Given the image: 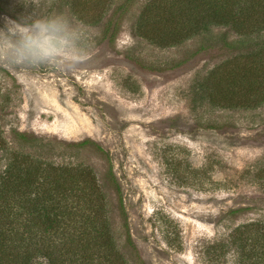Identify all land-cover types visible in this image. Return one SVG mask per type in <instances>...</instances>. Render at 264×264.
<instances>
[{"label": "rangeland", "instance_id": "obj_1", "mask_svg": "<svg viewBox=\"0 0 264 264\" xmlns=\"http://www.w3.org/2000/svg\"><path fill=\"white\" fill-rule=\"evenodd\" d=\"M68 1L0 0V18L63 16L95 34L90 58L72 71L0 66V171L9 160L6 146L87 165L103 182L120 255L136 264H237L224 238L240 224L264 221V104L229 109L205 102L193 110L197 77L237 55L222 40L226 29L157 44L134 30L148 0H136L110 30L106 16L122 0H103V14L87 20ZM84 140L91 143L68 146ZM111 167L136 249L128 245Z\"/></svg>", "mask_w": 264, "mask_h": 264}, {"label": "trees", "instance_id": "obj_2", "mask_svg": "<svg viewBox=\"0 0 264 264\" xmlns=\"http://www.w3.org/2000/svg\"><path fill=\"white\" fill-rule=\"evenodd\" d=\"M135 1L122 0L112 8L105 20L107 30ZM232 1L148 0L134 26L139 36L163 45H176L205 34L212 26L226 29L220 32L222 40L237 55L197 77L193 85L195 112L205 102L229 109H257L264 104V0H235L234 8L226 9ZM105 3L68 1L72 12L85 20L103 14L108 6ZM230 32L235 35L233 39ZM17 136L33 143L37 140L27 133L19 132ZM3 143L0 134V148L5 146ZM90 143L84 140L68 146ZM92 144L111 160L103 146ZM6 151L9 160L0 171V264L137 263L119 254L107 215L103 182L91 167L41 159L8 146ZM109 173L120 199L128 245L136 249L121 183L112 167ZM223 241L224 246L234 250L237 264H264V221L240 224ZM139 259L143 261L141 256Z\"/></svg>", "mask_w": 264, "mask_h": 264}, {"label": "clouds", "instance_id": "obj_3", "mask_svg": "<svg viewBox=\"0 0 264 264\" xmlns=\"http://www.w3.org/2000/svg\"><path fill=\"white\" fill-rule=\"evenodd\" d=\"M94 33L63 16L0 18V66L72 71L90 58Z\"/></svg>", "mask_w": 264, "mask_h": 264}]
</instances>
